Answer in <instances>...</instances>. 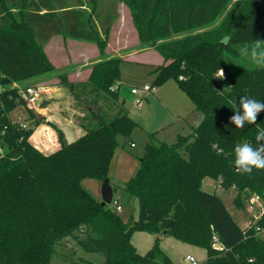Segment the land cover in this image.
<instances>
[{
    "label": "trees",
    "instance_id": "16d2710c",
    "mask_svg": "<svg viewBox=\"0 0 264 264\" xmlns=\"http://www.w3.org/2000/svg\"><path fill=\"white\" fill-rule=\"evenodd\" d=\"M59 3L0 0V264H51L70 238L87 252L103 253L105 264H172L159 248L163 237L205 249L206 264H264V236L254 227L242 229L221 197L202 189L212 178L224 190L234 189L242 207L253 194L264 198V169L249 175L234 166L237 144L256 146L264 111L244 128L230 123L241 96L264 101V69L241 55L251 40L264 39V0H79L78 10L63 11L79 15L81 30L69 35L95 43L100 61L84 82L60 76L83 111L77 120L84 133L68 142L56 130L59 149L44 153L31 141L41 119L26 108L18 86L55 72L43 47L61 33ZM119 3L129 7L143 45L185 34L157 44L163 64L153 69L155 83L176 80L203 114L198 127L172 143L148 134L140 168L124 185L139 201L135 221H124L82 186L85 179L108 178L117 149L139 127L120 101L122 59L105 55ZM42 8L47 12L40 14ZM218 69L223 79L216 77ZM21 108L29 115L19 116L25 129L13 116ZM257 225L264 230V216ZM136 231L157 236L144 255L131 242ZM213 236L222 248L213 245Z\"/></svg>",
    "mask_w": 264,
    "mask_h": 264
},
{
    "label": "rangeland",
    "instance_id": "374dc122",
    "mask_svg": "<svg viewBox=\"0 0 264 264\" xmlns=\"http://www.w3.org/2000/svg\"><path fill=\"white\" fill-rule=\"evenodd\" d=\"M119 4V19L113 30L114 35L109 32V39L113 37V40H115L114 43L111 44L112 47L116 48V46H119L120 49L125 52L122 56L124 60L120 63V79L122 83L120 101L125 108L129 110L131 117L140 123V126L132 132L130 142L124 148L119 147L117 149L111 163L108 179L111 185L117 188V190L109 206L112 210L117 212L118 207H120L121 212L118 213L124 221H135L139 217V201L135 196L130 195L124 189V185L135 177L140 168V160L143 155L144 147L146 143L149 142L148 133H154L156 139L160 141L172 143L176 141L178 133L188 134L190 132L186 122L195 128L198 127L202 122L203 114L199 111H194L195 106L192 100L180 89L176 80L170 79L161 85L155 83L156 75L153 73V68L157 67V65L162 62V57L156 50L157 44L168 42L172 39H180L184 37L185 34H179L172 39L158 41L156 44L143 45L139 41L129 7L125 3ZM233 5L234 2L227 6L226 11ZM214 26L215 25L212 27ZM109 43L108 40V44ZM51 48H53V46ZM133 50L138 51L140 56L130 54L131 57H128L127 54ZM43 52L49 60L45 51V46L43 47ZM56 52L57 48L54 47L51 53L54 55ZM51 59L57 60V64L54 66V73L42 76V79L36 78L26 81L18 87L20 89L29 86L45 88L49 84L58 82L65 88L62 79H60L61 75L66 76L67 81L71 83V78H69L71 73H69V71L58 70V68H62L59 64L63 62V58L58 56V58L53 57ZM246 59L247 61L249 60L248 58ZM73 62L72 59L71 65H65V68H74L76 63ZM91 65L93 66L94 64L92 63ZM146 85L152 87V92L146 96L143 93L141 94L143 103L141 107H138L135 103V97L130 93V90L132 87L142 89ZM45 90L47 92L46 88ZM67 105L70 109L69 103H67ZM38 107H40V102L34 106H28L26 104V108L32 110L34 113L37 111ZM72 107L79 109L73 97ZM69 111L71 112V110ZM69 111H67V113H69ZM13 116L15 118H19V116L25 118L29 115L21 108L17 112H14ZM71 118L75 123H78L76 122L78 121L77 115L71 114ZM21 120L23 121V118ZM162 127H164V129L160 131L159 129ZM36 129L37 127H35V131ZM2 152L3 151L0 149V156ZM102 183L103 181L98 179H85L82 182V186L93 195L95 199L100 201ZM202 189L220 196L238 225L242 229L247 228L249 214L246 205L242 207L241 203L237 202L234 189L224 190L219 180L212 178L203 180ZM115 201H117V204H115ZM261 235L264 236V233ZM156 237L155 234L136 231L131 235L130 239L138 253L144 255L154 246ZM159 248L170 257L172 264H191L185 260L188 254L192 255L198 264H206L207 252L205 249L184 243L173 237H163L159 242ZM105 261L106 258L103 253L87 252L80 246L76 239L70 238L68 244L57 247L55 257L51 264H105Z\"/></svg>",
    "mask_w": 264,
    "mask_h": 264
},
{
    "label": "crops",
    "instance_id": "0c3cea01",
    "mask_svg": "<svg viewBox=\"0 0 264 264\" xmlns=\"http://www.w3.org/2000/svg\"><path fill=\"white\" fill-rule=\"evenodd\" d=\"M63 1L64 0H55V2H60L59 4H61V2ZM65 1L69 3L68 7L61 8L59 4H56L57 6L55 11L56 13L59 14V19L56 20V23L61 33H57L50 38L48 43L45 45V51L53 66L57 64V60L51 58L53 57L58 58V56L62 57L63 62L59 64L62 68H58V70L69 71V73H71V75L69 76V78H71L72 81L71 83L78 84L88 79L92 70L91 64L92 63L95 64L100 61V54H99V49L95 43L85 41V38L69 35V33L73 34L74 32L76 33L80 32L81 23L78 14L76 15L69 13L65 14L63 11L70 9L78 10L80 6L78 3L79 0H65ZM119 6L120 4L117 7L118 16L115 19L110 29L112 35H114L113 30L119 19ZM83 9H86L89 12L88 8L83 7ZM46 12H47L46 8H42L40 14H44ZM98 29L99 31L101 29L99 25H98ZM82 32L84 33V36H88V32L86 31V28L82 29ZM114 41L115 40H113V37L109 39L110 43L108 44L107 51L105 52L106 58L108 59L114 57V58H121L122 60H124L122 56L125 52H123L119 46H116V48L111 46V44L114 43ZM52 46L53 48H51ZM54 47L57 48V52L53 55L51 52L54 49ZM130 54H135V56H140L139 52L135 50L127 54V56L131 57ZM72 59L76 63L75 67L65 68V65L66 66L71 65ZM162 64H163V58L161 64L157 66H160ZM38 79H42V77H39ZM14 86H18V85L15 84ZM45 88L47 89V92L41 96V99L39 101L40 107H38L36 111L37 113L36 112H35L36 114L34 113L35 116L37 115L36 116L37 118L41 119V123L40 125L37 126L36 131L31 137V141L44 153H52L58 150L60 147L56 130H60L64 134V137L68 142L76 140L84 133L83 127L79 123H75L74 120L71 118V114L77 115V117L82 116L83 111L79 107H77L79 109L72 107V96L70 94H67L66 92L67 90L66 88H63L62 84H59L58 82L52 83L47 85ZM67 103H69L70 109L67 107L68 106ZM69 110H71V112ZM67 111H69V113H67ZM137 123L140 126V123L139 122ZM186 123H187L186 125H188L190 129V132L188 134L178 133L176 138L179 135H189L192 132V130L195 128L192 125H190L188 122ZM163 129L164 127L160 128L159 130L161 131ZM113 188L115 194V187ZM101 200L102 199H100V201Z\"/></svg>",
    "mask_w": 264,
    "mask_h": 264
},
{
    "label": "clouds",
    "instance_id": "9594fccd",
    "mask_svg": "<svg viewBox=\"0 0 264 264\" xmlns=\"http://www.w3.org/2000/svg\"><path fill=\"white\" fill-rule=\"evenodd\" d=\"M241 55L247 57L257 69H264V39H253L251 45L241 50ZM223 69H218L216 77L223 79ZM234 114L230 123L236 128H244L247 124H255L258 114L264 111V101L241 96L239 103L232 108ZM256 146L245 141L234 148V166L241 174H251L253 169H264V128H258L255 135Z\"/></svg>",
    "mask_w": 264,
    "mask_h": 264
},
{
    "label": "built area",
    "instance_id": "2783aa9c",
    "mask_svg": "<svg viewBox=\"0 0 264 264\" xmlns=\"http://www.w3.org/2000/svg\"><path fill=\"white\" fill-rule=\"evenodd\" d=\"M150 92H152V87L148 85L144 86L142 89L132 87L130 90V93L135 97V103L138 107H141L143 103L141 94L143 93L146 96ZM44 93H46L44 87L29 86L21 90V97L28 106H34L40 101ZM21 119L22 118L18 119L19 127L23 129L27 128V124ZM115 204H117V201H115ZM245 205L249 214L247 228L254 227L259 234L264 233V230L257 225L258 221L264 216V198L260 195L253 194L246 200ZM118 212H121L120 208H118ZM213 245L217 248L223 247L217 236H213ZM185 260L191 264H198L192 255H187Z\"/></svg>",
    "mask_w": 264,
    "mask_h": 264
},
{
    "label": "water",
    "instance_id": "95a60500",
    "mask_svg": "<svg viewBox=\"0 0 264 264\" xmlns=\"http://www.w3.org/2000/svg\"><path fill=\"white\" fill-rule=\"evenodd\" d=\"M114 197V188L110 183V180L106 178L101 187V204L103 206L110 205Z\"/></svg>",
    "mask_w": 264,
    "mask_h": 264
}]
</instances>
